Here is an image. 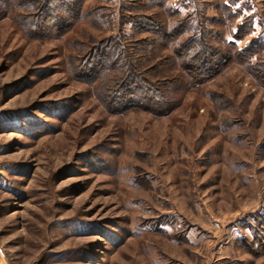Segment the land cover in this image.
Wrapping results in <instances>:
<instances>
[{"label":"rangeland","instance_id":"374dc122","mask_svg":"<svg viewBox=\"0 0 264 264\" xmlns=\"http://www.w3.org/2000/svg\"><path fill=\"white\" fill-rule=\"evenodd\" d=\"M262 62L264 0H0V264H264Z\"/></svg>","mask_w":264,"mask_h":264},{"label":"trees","instance_id":"16d2710c","mask_svg":"<svg viewBox=\"0 0 264 264\" xmlns=\"http://www.w3.org/2000/svg\"><path fill=\"white\" fill-rule=\"evenodd\" d=\"M141 28H144L143 31L146 29H148L150 31H152V30L154 31V28L149 27V26L148 27L142 26ZM158 31H159V29H158ZM179 32L180 31L177 28L171 36H175V35L177 36V35H179ZM161 33H162V40L167 39L168 34L164 33V31ZM199 36L201 37V39H197L195 41V44L197 45L196 53L187 62H184V65H183L184 66L183 72H185V77L189 78L191 84H194L195 86H197L201 82H204L207 79H209L210 77H212L213 75H215L219 71L218 68H219V66L222 65V62L224 63V62H226V60L230 59V53H231V51H229V50L222 52L219 49H216V48L210 46L208 44L207 40H205V36H207V35L204 36V34L201 33ZM229 45L234 46L233 43H230ZM242 51L247 52V50H245V49L240 50V51H235L233 56H235V54L237 56H240L241 53H244ZM248 53H249L248 55L252 56V54L250 52H248ZM231 54H233V53H231ZM245 58H247V57H245ZM215 61H217V62H215ZM248 65L253 68V70H254L253 74L260 81V83L262 85H264V62L256 63L253 65L248 64ZM127 70H128V67H127ZM128 77H131V79L136 78L135 73H133L131 69L128 70V72H127L126 78H128ZM131 79H126V81L123 82V84H122L123 90L130 89L129 86H132V84H133V86H135L136 90H137V88H139L138 84H140V82L136 83L135 81H131ZM134 80H136V79H134ZM142 82H145V79ZM140 85H143V83H141ZM156 89L158 90V88H156ZM142 94H143V97H141L140 99H138L135 102V104H137L138 106H142L144 104L143 107L149 106V108H154L155 110H163V111L168 110L167 109L168 103L165 100V98L163 97V95H160V96L159 95H153L152 96L150 94L151 97H149L148 95L146 96V93L144 92V90H143ZM129 101H127V102L129 103ZM131 103H134V102L131 101Z\"/></svg>","mask_w":264,"mask_h":264}]
</instances>
